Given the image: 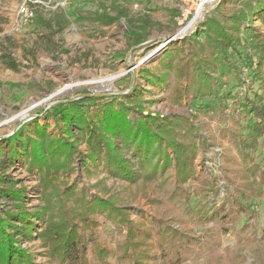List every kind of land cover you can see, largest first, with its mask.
<instances>
[{
    "label": "rangeland",
    "instance_id": "obj_1",
    "mask_svg": "<svg viewBox=\"0 0 264 264\" xmlns=\"http://www.w3.org/2000/svg\"><path fill=\"white\" fill-rule=\"evenodd\" d=\"M24 2L35 12V18L20 22L18 9ZM125 3L126 15L119 18L108 5L106 10H101L97 0H0V147L6 152L0 157L5 162V165L0 164V177L10 190L24 188L21 190L25 196L22 204L28 213L46 211L42 220L34 219L31 237L23 236V231L16 230V227H22L19 220L10 222L12 227H8V232L14 235L16 245L32 257L34 264H68L60 253L64 228L72 224L77 226L76 234L86 236L88 240L87 259L83 264H132L126 257L121 259L124 245L128 242V228L124 223L118 225L115 222L132 221L148 227L150 221L156 223L158 220H169L172 216L178 222L184 220V224L193 228L192 232L198 236L209 235L210 243L204 238L198 246L201 255L196 248V255L183 264H264V245L260 243L264 239V200L258 203L257 214L249 223L252 226L247 234L249 239L240 241L238 234L248 223L247 217L235 226L237 232L229 224L226 227L229 233L213 224L192 226L194 220L186 205L179 206L175 211L171 209V203L159 205L158 197L164 199L162 194L157 198H144L137 194L135 188L131 191L126 181L111 176L103 162L93 164L86 158L87 147L81 135L73 138L78 143V153H74L72 162L74 169L51 176L48 187L44 188L37 174L29 171L22 161L23 155L11 165L6 164L9 152L6 140L12 139L28 122L38 119L42 125L48 124L51 135H61L66 139L59 132L55 119L46 118V114L57 106L83 97H118L124 101L125 96L132 99L138 91L142 96L140 100L126 101L132 120L137 119L141 109L143 116L165 119L184 117L198 129L195 170L204 171L207 164L213 168L215 175H225L221 162L218 159L213 161L214 155L220 152L219 146L209 144L204 148L201 142L204 137L209 138L210 133L218 137L220 129L230 125L228 119L220 121L222 117L218 114L237 115L232 105L236 100L232 96L244 94L245 89L250 87L256 89L257 85L250 86L254 74L246 76L247 72L244 73L245 84L240 83L235 72L227 77L217 87L219 96L228 97L222 105L217 103L216 96L192 100L191 96L182 98L180 94L189 80L198 76L195 74L196 63L199 61L201 66H206L205 60L209 61L207 64L212 62L207 34L199 32L204 17L210 15L230 25V18L240 7L232 0H221L222 7H206L200 18L183 35H179L178 32L188 27L200 10L196 0H126ZM135 6L140 10L135 11ZM39 19L61 20L65 27L60 31L54 26L51 31L39 27ZM250 25L261 27L258 21H250ZM195 31L199 32L197 43L190 41L192 45H178L190 39ZM246 35L247 32L244 33ZM47 39H51V43H46ZM201 46L204 48L202 53L199 52ZM182 47L186 48V53L174 55L166 68L160 65L165 52ZM2 51L17 62V72L2 64ZM201 58L205 60L200 61ZM229 60L231 64H238L239 61L231 57ZM144 69L152 70L165 82L160 84L144 78ZM211 75L217 78L216 73ZM91 109L95 111L97 108L93 106ZM210 117L213 119L209 127ZM243 118L240 122L245 125L246 119ZM27 132L31 133L30 129ZM232 150L237 153L234 148ZM125 158L134 163L135 171L139 173L131 152L126 153ZM254 163L264 168V139L255 153ZM175 173V167L167 169L166 175L169 174L171 183ZM189 185L185 187L188 191ZM3 186L1 183L0 187ZM68 188H72L71 195H58V190ZM44 189L48 190L47 193L42 191ZM223 190L219 198L224 196ZM211 198V195L192 197L188 206L198 210ZM93 199L113 203L125 211L110 213L101 207L96 209L95 215L85 216L84 225L80 219L84 216L83 212L89 209L85 204ZM7 212L16 213L17 205L12 199L0 198V213L6 217ZM49 219L54 225L50 230L53 237L48 246H44L42 238L48 236L41 238L40 235ZM174 227L177 228V225ZM188 228L184 231L188 232ZM220 230L224 231L223 234L217 233ZM240 247H243V252Z\"/></svg>",
    "mask_w": 264,
    "mask_h": 264
},
{
    "label": "trees",
    "instance_id": "obj_2",
    "mask_svg": "<svg viewBox=\"0 0 264 264\" xmlns=\"http://www.w3.org/2000/svg\"><path fill=\"white\" fill-rule=\"evenodd\" d=\"M125 1L97 0L101 10H106L110 6L117 12L119 18L126 15ZM232 1L240 7V10L230 18V25L210 15L204 17L199 32L204 31L207 34V46L211 49L212 62L207 64L209 61L201 58L200 61L205 60L206 66H201L199 61L196 63L197 79L189 80L188 86L183 88L180 94L182 98L191 96L192 100L216 96L217 103L222 105L228 97L219 96L217 87L227 77L235 72L240 83L245 84L244 73L247 72L246 76L254 74L250 86L257 85L256 89L250 87L245 89L244 94L232 96L236 100L232 105L234 114L237 115L229 117L225 113L218 114L222 117L220 121L228 119L230 125L221 128L218 137L210 133L211 136L204 137L201 142L204 148L209 144L219 146L220 152L214 155L213 161L218 159L219 163L221 162L220 167L224 176L215 175L213 168L208 167L207 164L204 165V171L195 170L196 153L199 148L198 129L184 117L175 116L173 119H165L160 116H143L141 109L137 119L132 120L126 101L140 100L142 96L138 91L132 99L125 96L124 101L119 100L118 97H83L57 106L46 114V118L55 119L59 132L63 133L66 139L61 135L59 137L51 135L48 132V124L42 125L38 119L28 122L12 139L6 140L5 144L9 150L6 164L11 165L15 159L23 155L22 161L27 164L29 171L37 174L44 188L48 187L52 181L51 176L74 169L72 162L74 153H78V143L73 141V138L75 135H81V140L87 147L86 158L93 164L103 162L108 173L114 178L126 181L131 191L135 188L137 194L144 198L147 196L157 198L162 194L164 199L158 197V204L171 203V209L174 211L179 206L186 205L194 220L192 226L196 224L207 227L213 224L216 227L220 226L225 233H229L226 228L228 224L236 231L235 226L243 217H247L248 223L243 226L240 233L238 232V237L240 241L249 239L250 236L247 234L252 229L249 223L257 214L258 203L264 200V168L254 163L255 153L260 148L261 140L264 139V0ZM221 5L218 4V7H222ZM250 21H258L261 27L250 25ZM37 25L51 31L54 30V26L60 31L65 27L61 20L39 19ZM199 32L195 31L191 36L193 39L189 36L190 39L187 38L178 45L185 43L192 45L190 41L196 42ZM245 32H247L246 37ZM46 43H51V39H47ZM203 51L204 48L201 46L199 52ZM184 53H186L185 47L175 51L169 50L165 52L160 65L166 68L174 55ZM230 57L237 58L238 64H231ZM1 62L12 71L19 70V65L13 57L3 51ZM211 73H216L217 78H213ZM142 74L144 78L152 79V82L160 84L165 82L155 76L152 70L144 69ZM93 106L97 108L95 111L91 109ZM242 116L244 120L246 119L245 125L240 122ZM212 119L213 117L209 118V127ZM27 129H30L31 133H28ZM129 152L136 160L139 173L135 171L134 163L125 158V154ZM5 153L0 147V157ZM0 164L5 165V162L1 160ZM169 167H175L176 170L173 183L169 181V174L166 175ZM1 183L4 186L0 187V198L12 199L17 205V212H7L6 217L0 213V264H34L32 257L16 245L14 235L7 229L12 227L11 221L19 220L22 227H16V230L23 231V236L31 237L35 225L34 219L42 220L46 211L28 213L22 204L25 196L21 190L24 188L10 190L2 177H0ZM189 183L190 191L185 188ZM168 185L173 187L169 188ZM222 190L225 194L219 198ZM71 194L72 188L58 190L59 196ZM207 195H211L212 198L200 209L193 210L194 208L188 206L192 197ZM85 205L89 206V209L83 212L84 216L80 219L84 225L85 216L92 213L95 215L96 209L101 207L110 213L125 211L117 208L113 203L96 199L86 202ZM123 223L128 228V242L124 245L121 259L126 257L132 264H183L196 255L194 251L196 248L198 250L204 238H206L205 242L210 243L209 235L198 236L192 232L193 228L185 225L184 220L178 222L173 220L172 216L169 220H158L156 223L150 221L148 227L132 221L115 222L118 225ZM174 225H177V228ZM52 228L54 225L49 219L40 235L41 238L48 236L42 238L44 246H48L49 240L53 237L50 233ZM184 228H188L189 231H184ZM76 229L77 226L72 224L63 231L60 254L68 264H83L87 259L88 240L86 236H78ZM224 231L220 230L217 233L223 234ZM260 243L264 245V239ZM239 249L243 252V247ZM198 253L200 256L202 252L198 250Z\"/></svg>",
    "mask_w": 264,
    "mask_h": 264
},
{
    "label": "built area",
    "instance_id": "obj_3",
    "mask_svg": "<svg viewBox=\"0 0 264 264\" xmlns=\"http://www.w3.org/2000/svg\"><path fill=\"white\" fill-rule=\"evenodd\" d=\"M196 2L198 3V9L203 11L206 7H214L215 5H218L221 0H196ZM134 9L135 11L140 10L137 6H135ZM18 18L20 22L29 21L35 18V12L30 9L29 4H27V2H24L19 7ZM198 18H200V16Z\"/></svg>",
    "mask_w": 264,
    "mask_h": 264
},
{
    "label": "bare ground",
    "instance_id": "obj_4",
    "mask_svg": "<svg viewBox=\"0 0 264 264\" xmlns=\"http://www.w3.org/2000/svg\"><path fill=\"white\" fill-rule=\"evenodd\" d=\"M201 10H199L198 12H197V15L195 16V18H194V20L190 23V25H188V27H186L185 29H183V30H180L179 32H178V34L179 35H183L185 32H186V30H188L195 22H196V20H197V18L200 16V14H201ZM114 78V77H113ZM110 79V78H109Z\"/></svg>",
    "mask_w": 264,
    "mask_h": 264
},
{
    "label": "water",
    "instance_id": "obj_5",
    "mask_svg": "<svg viewBox=\"0 0 264 264\" xmlns=\"http://www.w3.org/2000/svg\"><path fill=\"white\" fill-rule=\"evenodd\" d=\"M171 40H173V39H170L169 41H171ZM169 41H167V42H169Z\"/></svg>",
    "mask_w": 264,
    "mask_h": 264
}]
</instances>
